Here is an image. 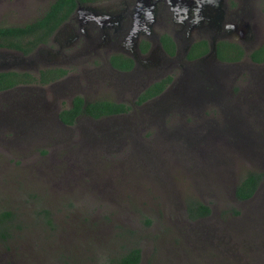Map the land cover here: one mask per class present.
Here are the masks:
<instances>
[{
	"label": "rangeland",
	"instance_id": "rangeland-1",
	"mask_svg": "<svg viewBox=\"0 0 264 264\" xmlns=\"http://www.w3.org/2000/svg\"><path fill=\"white\" fill-rule=\"evenodd\" d=\"M17 3L0 8V23L24 26L48 7L43 0ZM244 75L219 98L210 97L205 85L192 84L197 98L176 101L175 110L155 118L132 113L121 120L129 125L125 131L100 133L92 125L103 121L88 119L81 120L80 131L62 129L31 102L26 106L34 112L18 122L21 107L0 101V210L11 207L26 224L15 240L0 242V264H104L112 252L122 251L130 229L144 235L143 264H247L248 258L250 264H264L259 235L264 195L255 206L236 201L246 211L240 223L222 220L226 199L235 202V186L245 171L252 164L264 170V113L244 101V95L250 99L256 93L248 72ZM114 92L104 89L100 97ZM49 101L43 94V103ZM179 194L177 209L162 217L179 225L170 235L173 225L142 224V212L151 215L159 203L173 207ZM185 194H200L215 210L195 229L186 219ZM41 206L51 209L54 228L33 222L43 219L37 213Z\"/></svg>",
	"mask_w": 264,
	"mask_h": 264
},
{
	"label": "flooded vegetation",
	"instance_id": "flooded-vegetation-1",
	"mask_svg": "<svg viewBox=\"0 0 264 264\" xmlns=\"http://www.w3.org/2000/svg\"><path fill=\"white\" fill-rule=\"evenodd\" d=\"M55 1L43 0L48 7L37 19ZM4 2L20 5L17 0H0V8ZM30 40L26 37L24 44ZM255 52L259 60L252 57ZM42 72L44 84L13 74L17 83L0 89V101L23 110H18V122L34 112L26 106L31 102V108L62 129L80 131L81 120L88 119L90 124L103 121L92 125L99 131H125L129 125L121 120L132 113L151 118L169 113L176 101L197 98L190 87L197 83L209 89L210 97L219 98V92L244 78L245 72L256 93L252 91L250 99L244 95V101H252L251 109L264 113V0H78L65 20L28 53L0 47V74L29 73L42 81ZM109 88L114 94L100 97ZM43 94L50 98L48 105ZM142 95L145 99L139 102ZM77 96L132 109L100 119L79 115L69 125L60 113L72 107Z\"/></svg>",
	"mask_w": 264,
	"mask_h": 264
},
{
	"label": "trees",
	"instance_id": "trees-1",
	"mask_svg": "<svg viewBox=\"0 0 264 264\" xmlns=\"http://www.w3.org/2000/svg\"><path fill=\"white\" fill-rule=\"evenodd\" d=\"M78 0H56L50 7V9L44 14V16L40 17L36 21L31 23H27L24 26H0V47H8L12 49L23 50L28 53V51L32 50L33 47L37 46V43L40 42L42 39H45V36H48L52 33L57 26L65 20V18L74 10L76 7ZM84 1V0H83ZM36 39L33 40L32 36ZM38 36V38H37ZM26 37L31 38L28 43V46L24 44V40ZM43 37V38H42ZM257 52L252 54L254 59L259 60L257 57ZM46 72H42V81H39L38 77L32 76L29 73H1L0 74V89L8 88L13 86L16 81H14L13 77H28L31 76L33 78L32 81L41 82L44 84L46 82V78H44ZM14 74V76H13ZM17 80V79H16ZM161 90L164 88L161 84H158ZM145 95L140 97L139 102L144 101ZM132 109V107L127 106L122 103H116L109 100H99V101H86L83 96H77L74 98V105L69 108H65L60 113V118L69 125H74L76 122V117L80 115V118L83 116H92L95 119H100L103 116L128 112ZM228 130V129H227ZM226 130V132H227ZM207 131L208 130H204ZM100 133H106L104 131H99ZM237 135H235L236 137ZM233 137V136H231ZM235 138L233 137V141ZM205 144V141H203ZM116 143V142H113ZM263 187V189H261ZM262 191L259 196H256L259 191ZM203 192V191H202ZM201 192V193H202ZM200 194H193V195H186L184 197L185 201V212H186V219L190 222L188 225L192 226L195 229L194 224H198L200 222L207 221L210 218L215 210L211 203L206 202L201 197ZM264 195V170L257 168L255 164H252L250 168H248L245 173L241 176V180L235 186V193H234V201L226 199L228 203L226 207L222 210L223 216L222 220L224 224H238L244 218L246 211L244 209H240L237 202H254V206L258 205L261 201H263ZM227 197V194H226ZM225 198V197H224ZM257 198V199H256ZM181 199V195L178 196L177 203L174 204L173 207H167L162 205L161 203L157 204L156 208H151L150 214L141 213L140 221L142 224H145L146 227H152L156 223H160L161 225H168L171 227V232L175 226H179L174 221H169L168 218L163 219L165 211L170 214L174 209H177L179 201ZM134 207H137V202L134 201ZM164 208H167L164 210ZM253 208V207H252ZM171 209V210H169ZM38 216L42 215L41 222L33 220L35 225L45 224V226L54 228L55 221L51 216V209L41 206L38 210ZM163 220V221H162ZM19 214L11 209V207H4L0 210V242L7 244L10 241L16 239L18 233L25 230V225ZM27 221V220H26ZM33 223L32 221H28ZM31 225V224H30ZM206 231V230H205ZM129 236H126V243H123V249L121 252L114 251L111 255H108L107 259L105 260L104 264H143V248L141 243L139 242V238L143 237L138 230L130 229L127 230ZM255 233L258 234V226H256ZM259 235L260 238H264V224L260 225L259 228ZM157 237V235H155ZM171 237V236H170ZM181 236L174 238L178 241V244L181 242ZM264 243V242H263ZM156 251L158 254V249L156 247ZM251 252V251H250ZM249 252V254H250ZM240 261V260H238ZM243 263L250 264L249 258L246 262Z\"/></svg>",
	"mask_w": 264,
	"mask_h": 264
}]
</instances>
